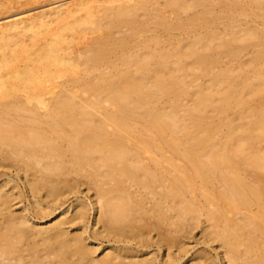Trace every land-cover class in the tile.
Here are the masks:
<instances>
[{"label":"bare ground","instance_id":"obj_1","mask_svg":"<svg viewBox=\"0 0 264 264\" xmlns=\"http://www.w3.org/2000/svg\"><path fill=\"white\" fill-rule=\"evenodd\" d=\"M27 1H0V166L29 205L0 184V264H215L186 254L196 227L218 264H264V107L194 129L264 93V69L233 84L264 59V0Z\"/></svg>","mask_w":264,"mask_h":264},{"label":"rangeland","instance_id":"obj_2","mask_svg":"<svg viewBox=\"0 0 264 264\" xmlns=\"http://www.w3.org/2000/svg\"><path fill=\"white\" fill-rule=\"evenodd\" d=\"M0 1L2 3H9V2L13 3L14 1H17V0H0ZM41 1L43 2V0H35V1L28 0L27 1L28 3L25 6H27L28 8H32L35 6L44 5L45 6L44 8H48L49 5H54L58 2H63V1L67 2L68 0H50V1H46L45 3L40 4ZM257 21L262 22V19H257ZM257 43L264 46V41H257ZM79 47H80V43L73 44L72 50L74 51V54H76V51ZM246 50H247V53L241 57H237V58L231 57V56L223 57L221 59V62L217 64L215 69L216 70L234 69L239 64L241 59H246L253 55L251 47H248ZM261 69H264V59H261L255 62L253 67L249 68L248 70H241V71L235 72L234 74H236V76H234L233 84L234 86H236V89L240 91L245 81H249V80L253 81L252 79H253L254 73ZM82 76L83 74L81 73L80 69H76L74 72L65 73L61 78L57 79V82H59L58 84L59 88L66 87V86L67 87L76 86L90 79V78H82ZM205 79H206V76L202 73H196L188 77H185L186 88L189 91H192L196 84L203 83ZM182 97L187 98L185 95ZM237 97L238 95L237 96L235 95L233 98L229 100L227 105L222 106L218 110L203 113L201 119L197 120V122L195 123V126H194L195 131H210L217 124V122L221 120H229L235 117L236 115H239V114L245 115L252 110L258 109L260 107H264V93H259V94L251 96L250 98H248V101L243 105L239 104L236 101ZM175 98H176V95L174 93H168L167 95H164L159 100L158 103L159 104H163L165 102L167 103V102L174 100ZM232 134L237 135L238 133L233 132ZM258 147L264 148V142H261L258 145ZM9 165L10 164L4 165V167L0 166V184L6 183V186L3 187L4 190L11 186H14V190L19 189L20 192L22 193L19 198L20 201L17 202L15 200L17 202L16 205H14L15 207H19V208L28 207L29 206L28 201L25 198L26 192L23 187V183H25L23 174H21L22 172L18 171L14 166H9ZM248 174L249 176L250 174L253 175L252 173H248ZM83 182H84V179L80 178L79 183H83ZM85 188L86 186L84 184L80 185L79 190L81 193L77 194L76 195L77 197L73 195H69V197L67 198L66 204H69V203L71 204L75 202L77 199L86 200V196L84 194L86 193L87 190ZM87 194H91V192L89 191L87 192ZM64 207L65 206H62L61 208L63 209ZM61 208L56 210L55 213L61 210ZM201 220H203V218ZM43 221H46V218H44ZM91 221L93 224L94 221L93 220ZM199 230H200V227H196L195 229L191 231L190 235L185 237L184 239L185 242H184L183 247H185L186 254L189 255V254H194L197 251H201V252H204L207 258L212 260L215 264H218L216 260L217 255H216L215 250H213L212 247L207 246L206 244L198 240L200 236ZM103 243H105V241H103ZM214 245H216V243L212 244V246ZM150 250H152V252H154L155 255L157 254L158 258L161 256L160 253L158 252L157 246L153 245L150 248ZM180 254H182V252H180Z\"/></svg>","mask_w":264,"mask_h":264}]
</instances>
